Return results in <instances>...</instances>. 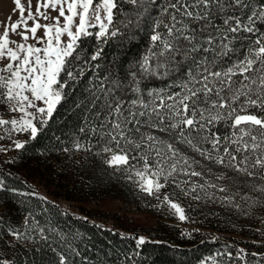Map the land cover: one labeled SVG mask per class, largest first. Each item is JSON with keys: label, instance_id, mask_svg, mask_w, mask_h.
Here are the masks:
<instances>
[{"label": "snow or ice", "instance_id": "obj_1", "mask_svg": "<svg viewBox=\"0 0 264 264\" xmlns=\"http://www.w3.org/2000/svg\"><path fill=\"white\" fill-rule=\"evenodd\" d=\"M128 2L135 5L143 0ZM14 4L19 18L6 22L0 33V104L20 115L19 119L0 118V126L28 131L34 139L38 129L33 121L45 123L62 99L66 86L62 74L67 79L76 78L71 65L78 56V42L93 35L91 28H98V37L108 35L117 0H36L35 12L32 0H28L27 16L21 0H14ZM49 9L57 14L51 16ZM162 13V18L153 22L150 37L156 45L152 53L155 65L145 57V72L167 75L177 71L174 66L180 61H189L190 66L179 73L183 77L177 85L179 91L150 94L151 103L139 97L129 102L145 111L128 109L125 114L121 101L110 103L111 130L104 131L108 140L102 151L111 153L106 161L109 166L123 168L129 181L135 178L141 191L160 200L185 221L184 209L167 194L161 198L160 191L171 182L184 195L199 200L201 197L192 193L197 188L204 190V185L185 190L181 185L189 181L178 182L175 177H202L203 173L189 171V158L173 143L141 132L140 128L147 125L167 133L205 160L242 176L264 180V0H163ZM41 20L51 23L42 24ZM10 34L19 36V41L12 40ZM64 36L67 41L62 39ZM221 127L226 130L222 132ZM14 147L21 149L24 144L17 141ZM210 187L228 191L216 184ZM3 188L0 179V190ZM257 190L264 192V188ZM243 198L250 199L247 195ZM217 199L231 204L234 197ZM40 232L43 234V229ZM11 234L17 239L22 235L19 231ZM137 243L142 245L145 239L140 237ZM0 264L10 262L0 260ZM60 264H66L63 256Z\"/></svg>", "mask_w": 264, "mask_h": 264}, {"label": "trees", "instance_id": "obj_2", "mask_svg": "<svg viewBox=\"0 0 264 264\" xmlns=\"http://www.w3.org/2000/svg\"><path fill=\"white\" fill-rule=\"evenodd\" d=\"M162 8L163 0H143L135 5L128 0H117L108 35L98 37L96 28H92L89 31L93 35L82 37L78 42V56L71 65L76 78L67 79L62 74L66 86L51 117L38 129L34 139L25 141L24 147L17 149L13 158L0 166V179L4 182L0 190V260L10 264H60L63 256L66 264H202L208 257L215 256L218 264H264L263 244L253 240L264 242V192L257 190L264 188V180L259 176H242L205 160L187 145L177 143L173 136L147 125L141 126L140 131L152 133L166 142L173 141L190 161L191 156H198L199 167L189 168V171L201 167L209 173L211 184L228 188L227 192H220L218 187H210L211 184L204 186V190L193 193L201 199L190 205L188 201L182 204L187 209L196 206L202 222L205 214L213 220L210 213L215 206L202 202L211 197L222 212V230L251 238L242 244L245 249L227 240H211L197 232H193L191 238L181 235L178 240L152 233L144 238V244L138 245L139 235L106 226L55 200L59 196L79 200L104 199L120 193L135 196L131 189L138 186L135 178L129 181L123 168L106 163L111 153L102 151L108 140L104 131L111 130L110 103L121 101L125 114L128 109L145 111L129 102L139 97L151 103L150 94L179 91L177 85L183 80L179 73L190 66L189 61H180L174 66L177 71L167 75H156L151 70L145 72L143 67L145 57L153 67L155 65L152 53L156 45L150 37L153 22L162 18ZM113 31L116 35H111ZM97 53V58L92 59ZM220 130L226 129L221 127ZM130 135L138 139L134 133ZM218 176L225 178L217 179ZM175 179L193 183L195 176L178 174ZM34 181L44 185L45 191L37 189ZM189 183L183 186L187 189L194 186ZM175 188L170 182L160 194H170ZM237 192L239 195H235ZM245 195L250 199H244ZM225 196L234 197L231 204L217 199ZM237 204L239 207L235 206ZM258 215L263 223L250 224L257 222ZM202 222L196 224L217 226L215 220L211 225ZM157 227L158 223L154 225ZM13 231H19L21 237H14Z\"/></svg>", "mask_w": 264, "mask_h": 264}, {"label": "rangeland", "instance_id": "obj_3", "mask_svg": "<svg viewBox=\"0 0 264 264\" xmlns=\"http://www.w3.org/2000/svg\"><path fill=\"white\" fill-rule=\"evenodd\" d=\"M21 3L25 8V16H27L28 9V0H21ZM16 6L14 4V0H0V33L4 31V24L15 22L19 18V11L15 10ZM32 11H36V0H32ZM49 13L51 16H55L57 13L52 12L49 9ZM103 15V13H101ZM11 17V20L8 18ZM40 23H51V21L41 20ZM63 23V21H61ZM32 24V21H29V25ZM92 29V28H91ZM89 29V30H91ZM75 31V29H73ZM98 28H96V32ZM37 35H42V30L37 33ZM10 38L12 40L19 41V36L15 34H10ZM62 39L65 41L68 40L67 36H64ZM29 43H35L32 40L28 41ZM40 106H44L42 103ZM19 113H12L8 110L7 106L0 104V118L5 120H10L13 118L19 119ZM47 120V118H46ZM37 129H39L43 123H40L39 119L33 121ZM31 136L28 131L20 132V131H12L10 125L0 126V166H3L8 160L12 159L14 153L16 152V148L14 147L15 142L19 141L24 143ZM173 143V141H169ZM192 160L191 168H198L199 166L195 163L198 160V156H191ZM192 170V169H190ZM203 173L202 177H195L193 185L202 184L204 186H209L210 177L209 173L203 170L201 167L196 171H200ZM121 173V172H120ZM37 189L44 190V185L40 184L38 181H34ZM182 188L185 186L181 185ZM132 191L135 196H125L123 194L118 195H109L104 199H86L79 200L70 196V198H65L63 196L57 197L55 200L62 206L71 209L76 212H84L87 215H90L92 219L99 220L104 225L109 227H114L121 229L127 233H135L143 238H148L152 233L156 235H160L164 239H172L178 240V237L181 235H186L189 238L193 237V232H197V235H203L205 237H209L211 240L213 239H221L227 240L230 243H234L240 249H245L242 246L243 243L249 241L251 238L248 236H240L234 232H225L222 230V212H220V208L217 207V203L215 204L212 200L202 199V202L208 203L209 206H215L214 210L210 215L213 217V220L216 221L217 226L215 228L212 227H203L201 225H197L198 221L202 222L201 214L196 212V206H191L187 209V206H184L182 203L184 201H188L195 203L196 200L192 199L191 196L184 195L180 188H175L171 191L170 194H167L169 198L173 199L175 203H178L184 209V215L187 217L185 221H181L178 219V214H175L173 210H170L167 205H161V201L157 200L155 197L148 196L140 190L138 186L133 187ZM197 188V192H199ZM65 195V194H64ZM161 198L165 195V193L159 194ZM192 195H194L192 193ZM180 199H183L182 201ZM160 205V206H158ZM194 205V204H193ZM208 215L205 214V220L202 223L206 225H211L212 218H207ZM257 222H252L250 224L256 225L257 223H263L260 215L257 216ZM220 220V221H219ZM158 223V227L154 228V225ZM218 228V229H216ZM139 237V238H140ZM255 242H261L264 247V242L259 239H253ZM215 256L208 257L202 264H218V262L214 259Z\"/></svg>", "mask_w": 264, "mask_h": 264}]
</instances>
